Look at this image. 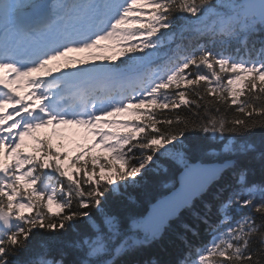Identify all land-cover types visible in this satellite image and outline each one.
Here are the masks:
<instances>
[{"label":"snow or ice","instance_id":"1","mask_svg":"<svg viewBox=\"0 0 264 264\" xmlns=\"http://www.w3.org/2000/svg\"><path fill=\"white\" fill-rule=\"evenodd\" d=\"M182 27L206 30L211 43L239 38L246 54L177 47L164 64L135 71ZM258 33L264 0H0V264H136L128 257L209 193L193 212L209 241L189 242L172 264H264V139L249 137L264 130V41L256 58L248 54ZM102 41L118 55L92 51L109 47ZM84 51L119 63L69 56ZM62 125L93 139L72 155L70 136L54 144L37 134ZM161 169L178 173L179 187L152 214L109 210L111 196Z\"/></svg>","mask_w":264,"mask_h":264},{"label":"trees","instance_id":"2","mask_svg":"<svg viewBox=\"0 0 264 264\" xmlns=\"http://www.w3.org/2000/svg\"><path fill=\"white\" fill-rule=\"evenodd\" d=\"M212 37L206 34V30L201 33L192 31L188 27H182L176 35L175 41L162 48L154 57L156 67L165 63L168 57H171L177 47L181 50H191L197 44H207L214 51L223 49L226 52H234L236 48H240L237 56L246 54L245 47L240 45L239 38L224 41L221 37L215 38V43H211ZM251 41V42H250ZM264 41V33L254 34L249 39L248 54L251 58H256L257 50L261 42ZM255 44V47L252 45ZM120 59H126L121 57ZM119 63V61H117ZM152 64V65H153ZM221 112L226 118L231 119L235 115L232 109H227L226 106L221 105ZM183 115H188L186 111L182 112ZM201 115L203 112L201 111ZM249 137L255 140L258 144L264 139V130L256 129L249 133ZM33 148L30 151H34ZM74 155V154H73ZM164 168H169L165 161H161ZM79 167V165H77ZM178 173L174 174L172 171H165L163 169L157 171H150L142 182L137 186L122 189L120 194H115L110 197L109 210L115 212L123 217L130 215L146 216L149 206L160 196L166 194L176 185V178ZM252 178L259 181L261 174L259 167L253 169ZM211 199V193L206 196L199 197L195 200V207L191 210L183 209L179 215L169 222L163 229L161 235L146 247L142 248L135 256L128 257L129 260L135 261L136 264H148V262H156V264H172L175 260L184 255L191 245L204 244L209 241L204 238L207 235V230L203 224L193 215L194 211H202L204 203ZM246 211V210H245ZM217 217L213 214V220ZM184 225H193L198 229V235L193 236L190 232H186ZM73 235L71 228L63 238H71ZM187 238L184 240L183 238ZM210 239V236H208ZM193 241V242H191ZM191 242V245H189ZM195 253H193V256ZM24 254L21 253V258Z\"/></svg>","mask_w":264,"mask_h":264},{"label":"rangeland","instance_id":"3","mask_svg":"<svg viewBox=\"0 0 264 264\" xmlns=\"http://www.w3.org/2000/svg\"><path fill=\"white\" fill-rule=\"evenodd\" d=\"M101 43L105 44V45H109V47L118 48V47L113 46L114 43H115L114 41H102ZM109 47H107V48H109ZM107 48H105L103 50L94 49L92 51H103L105 55H111L112 53H107L106 52ZM69 56L76 57L77 61L79 59H84V60H87L88 62H93V61L96 60L95 57L93 55H91L90 52H87V51H84V52H72V53H69ZM59 63L60 62H58V61H53L50 66L54 67V66H56ZM76 66L77 67H83V65H80L78 62H77ZM61 71H64V70H61ZM54 75H55V73H54ZM57 75H59V73H57ZM22 89H23L24 92H26L28 90L26 86H25V88H22ZM68 128H69V126H63V125L60 126V128L56 131V133H53V134L56 135V136L55 135L53 136V142H54V144H59L60 143V134L61 133H64L65 135L70 136L71 137L70 139H65L64 140V143L67 145V149L66 150H68L70 153H72L75 150V147L77 146V145L74 146V141L81 142V143H89L93 139L92 135L89 133L87 140H85L84 139V130L83 129H75L76 133H78V134L75 135V136H71V133H69L67 131ZM49 129L52 130V128H49ZM29 141H31L30 138H28L26 140V142H29ZM25 211H27V210H25ZM53 211H59V209L55 205H53Z\"/></svg>","mask_w":264,"mask_h":264},{"label":"water","instance_id":"4","mask_svg":"<svg viewBox=\"0 0 264 264\" xmlns=\"http://www.w3.org/2000/svg\"><path fill=\"white\" fill-rule=\"evenodd\" d=\"M178 187H179V186H178ZM175 191H176V190H173L172 192H170L169 194H167V195L165 196V198H163V199L160 200L159 202H163L166 198H168V197L174 195V194H175ZM159 202H157V203L152 207L151 214L154 212V210L156 209V206H157V204H158ZM171 218H172V217H171Z\"/></svg>","mask_w":264,"mask_h":264},{"label":"bare ground","instance_id":"5","mask_svg":"<svg viewBox=\"0 0 264 264\" xmlns=\"http://www.w3.org/2000/svg\"><path fill=\"white\" fill-rule=\"evenodd\" d=\"M250 42H251V41H250ZM204 227H205V226H204ZM195 228H196V227H195ZM208 236H210V233L207 231V235H205L204 238L207 239V240H209V237H208ZM182 238H183V237H182ZM183 239L186 240L187 238L184 237ZM191 242H193V241H191ZM205 243H206V241H205ZM197 245H200V244H197Z\"/></svg>","mask_w":264,"mask_h":264}]
</instances>
